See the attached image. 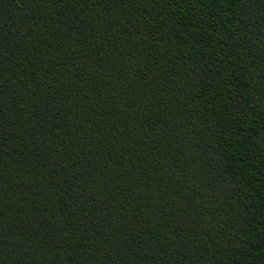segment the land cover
Segmentation results:
<instances>
[{"label": "trees", "instance_id": "obj_1", "mask_svg": "<svg viewBox=\"0 0 264 264\" xmlns=\"http://www.w3.org/2000/svg\"><path fill=\"white\" fill-rule=\"evenodd\" d=\"M0 264H264V0H0Z\"/></svg>", "mask_w": 264, "mask_h": 264}]
</instances>
